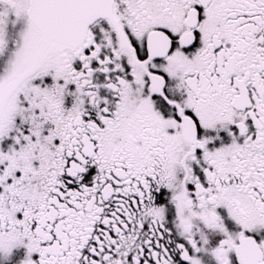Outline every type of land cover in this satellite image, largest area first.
I'll return each instance as SVG.
<instances>
[{
  "label": "snow or ice",
  "instance_id": "1",
  "mask_svg": "<svg viewBox=\"0 0 264 264\" xmlns=\"http://www.w3.org/2000/svg\"><path fill=\"white\" fill-rule=\"evenodd\" d=\"M0 264H264V0H0Z\"/></svg>",
  "mask_w": 264,
  "mask_h": 264
}]
</instances>
